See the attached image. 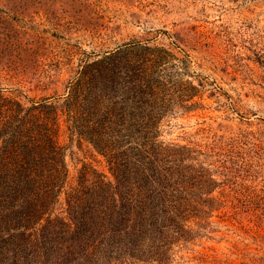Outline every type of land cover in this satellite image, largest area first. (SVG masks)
Returning <instances> with one entry per match:
<instances>
[{"label":"rangeland","instance_id":"1","mask_svg":"<svg viewBox=\"0 0 264 264\" xmlns=\"http://www.w3.org/2000/svg\"><path fill=\"white\" fill-rule=\"evenodd\" d=\"M137 44L167 58L171 112L158 139L192 150L190 216L159 262L114 251L102 263L264 264V0H0V91L27 106L62 101L86 66ZM66 130L70 182L84 168L113 180L107 158Z\"/></svg>","mask_w":264,"mask_h":264},{"label":"trees","instance_id":"2","mask_svg":"<svg viewBox=\"0 0 264 264\" xmlns=\"http://www.w3.org/2000/svg\"><path fill=\"white\" fill-rule=\"evenodd\" d=\"M166 59L142 44L112 53L86 66L67 96L51 104L29 99L27 106L0 91V257L103 264L115 251L159 262L186 233L183 164L192 150L158 139L171 112V80H159ZM62 122L71 139L107 158L113 180L84 168L70 182Z\"/></svg>","mask_w":264,"mask_h":264}]
</instances>
